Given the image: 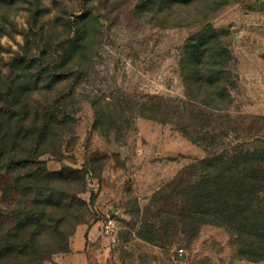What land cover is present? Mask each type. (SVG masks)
<instances>
[{
    "label": "rangeland",
    "instance_id": "1",
    "mask_svg": "<svg viewBox=\"0 0 264 264\" xmlns=\"http://www.w3.org/2000/svg\"><path fill=\"white\" fill-rule=\"evenodd\" d=\"M140 7L0 0V106L19 90L26 101V86L44 89L32 102L61 99L67 118L39 160L52 172H84L80 221L99 223L111 263L264 264L241 257L225 228L185 233L179 218L206 160L264 147V0H231L196 22L192 9ZM207 25L235 58L237 88L225 110L189 100L180 72L186 39ZM19 161L0 159V244L21 218L23 197L8 190Z\"/></svg>",
    "mask_w": 264,
    "mask_h": 264
},
{
    "label": "trees",
    "instance_id": "2",
    "mask_svg": "<svg viewBox=\"0 0 264 264\" xmlns=\"http://www.w3.org/2000/svg\"><path fill=\"white\" fill-rule=\"evenodd\" d=\"M229 1L140 0V8L156 14L175 7L188 8L196 22ZM188 21L181 24L193 23ZM179 55L186 97L214 110L228 109L237 75L235 58L221 33L207 25L186 39ZM43 90L26 86V101L20 94L24 90H19L7 95L14 97L12 102L0 106V159H20L17 170H12L8 190L23 197L17 203L22 207L20 222L8 229L6 244H0L6 252L0 254V264H43L53 254L68 251L69 238L88 210L79 196L84 172H52L39 160L44 153L39 149H51L49 139L56 137L68 114L61 99L55 100L56 106L29 100L35 91ZM199 171V180L190 187L179 216L183 232L194 234L201 224L223 227L241 257L264 260V147L225 152L206 160ZM37 191L43 194L41 198H37Z\"/></svg>",
    "mask_w": 264,
    "mask_h": 264
},
{
    "label": "crops",
    "instance_id": "3",
    "mask_svg": "<svg viewBox=\"0 0 264 264\" xmlns=\"http://www.w3.org/2000/svg\"><path fill=\"white\" fill-rule=\"evenodd\" d=\"M98 222L77 225L68 242V251L53 254L48 264H113L109 247Z\"/></svg>",
    "mask_w": 264,
    "mask_h": 264
},
{
    "label": "built area",
    "instance_id": "4",
    "mask_svg": "<svg viewBox=\"0 0 264 264\" xmlns=\"http://www.w3.org/2000/svg\"><path fill=\"white\" fill-rule=\"evenodd\" d=\"M107 229H108V227H106V229H105V231H106V232H108V230H107Z\"/></svg>",
    "mask_w": 264,
    "mask_h": 264
}]
</instances>
